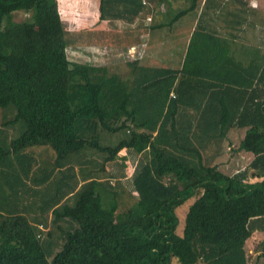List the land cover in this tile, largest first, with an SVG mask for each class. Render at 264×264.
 <instances>
[{"label":"trees","instance_id":"trees-1","mask_svg":"<svg viewBox=\"0 0 264 264\" xmlns=\"http://www.w3.org/2000/svg\"><path fill=\"white\" fill-rule=\"evenodd\" d=\"M175 1L98 0V19L161 15L149 29L170 30L202 0ZM233 3L215 11L243 13V37L237 21L223 38L200 19L179 68L135 59L127 77L95 53L69 61L56 0H0V264H264V18ZM228 150L248 164L224 172Z\"/></svg>","mask_w":264,"mask_h":264},{"label":"rangeland","instance_id":"rangeland-1","mask_svg":"<svg viewBox=\"0 0 264 264\" xmlns=\"http://www.w3.org/2000/svg\"><path fill=\"white\" fill-rule=\"evenodd\" d=\"M59 14L65 31L72 35L73 43L67 49V56L70 62L84 63L94 61L92 53L98 54L96 61L107 63L109 68L114 69L120 75L129 73L126 62L131 60H138L141 66L145 67H164L176 69L181 62L183 52L186 49L187 35L189 31V24L193 17L190 15L182 17L179 22V31L177 26H172L169 30H160L155 32L154 38H151L148 33L143 32L147 21L137 23L135 26H128L123 23H106L96 21L95 12L96 7L90 0L85 3V0H56ZM91 2V3H90ZM250 5L256 4V0L249 1ZM88 7V8H87ZM25 16L16 17V21L20 22ZM28 19V17H27ZM147 31V30H146ZM161 36L164 39L161 40ZM162 37V38H163ZM139 38V39H138ZM140 40L138 45L136 40ZM164 41V42H163ZM71 42V41H70ZM121 46L127 48L128 53L121 52ZM130 49V50H129ZM127 55H129L127 57ZM128 77V76H127ZM241 135H235L232 139V147L238 146ZM136 149L141 157L145 160L151 155L148 146L137 143ZM248 154H233L228 150L222 158L219 159L221 169L226 173L237 172L246 166L250 160ZM116 159L122 160L126 164L128 173L132 172V168L125 153H120ZM256 182L257 179H253ZM184 182V181H183ZM189 181L185 180V184ZM101 191V190H100ZM99 193V191L97 190ZM100 194V193H99ZM126 200L125 209H136L137 201L134 197H123ZM123 206V205H122ZM124 207V206H123ZM184 208L178 210L180 218V225L177 233L182 231V220L185 213ZM118 208L121 210L119 204ZM263 239L262 235L255 234L247 242L246 248L251 252L256 241ZM2 247L11 253H15L14 244L5 239L2 242ZM253 262L256 256L253 255ZM261 260L260 264H262Z\"/></svg>","mask_w":264,"mask_h":264},{"label":"crops","instance_id":"crops-1","mask_svg":"<svg viewBox=\"0 0 264 264\" xmlns=\"http://www.w3.org/2000/svg\"><path fill=\"white\" fill-rule=\"evenodd\" d=\"M90 1L93 4H95V7H96V12H95V17L97 19L96 21L101 22L98 19V0H90ZM249 1H252V0H249ZM87 2H89V0H85V3H87ZM204 4H205V0L200 1L198 3V5H197V10L194 13L190 14V16L193 17V20L189 24L190 28H189L188 35H187V39L186 40H188V38L192 35V33H193L194 29L197 27L200 19H201L200 20V27H201V29L204 28L205 31H207L209 33L216 34L219 37H223V38H225V37L227 38V36H230V33H232V28H227L226 21L227 22L233 21L234 20L233 18H236V16L235 17H231V15H228V10L227 11L223 10L224 12L222 14H221V12H218V11H215V10L218 9V8H229V10H235L236 11L237 7H238V10H239L241 8V6L239 7L238 4L233 3V0H211L210 3L208 4L210 10L209 11H206L205 14H204V16H201L202 17L201 18L200 17V14L203 11ZM186 7H188V2L186 0H176L173 3L172 9L175 10V12H176L177 9L178 10L179 9H185ZM250 7L260 12V14H259L260 15L259 16L260 19L264 18V0H256V4H254L253 6L250 5ZM164 11H166V10L163 9V8L160 10V12H164ZM236 14L238 16V19H235L234 21L239 22V25L237 26V29H238V32H239L240 36L243 37V13H241L239 11ZM187 16H189V15H186L184 17H187ZM218 16H219V18H217ZM161 18H162L161 15L160 16H156V17H155V15L153 17H152V15L141 16L131 26L133 27L137 23L139 24V23H141L143 21H147V23L145 24V28H147L146 29L147 31L144 30L143 32L148 33L149 36L151 38H153L152 37V34H154L156 31H154V33H153V31L150 30L149 28L150 27H153L154 24H158L160 22ZM181 19L173 25V27L174 26H177L178 27L177 28V31L180 30L178 24L181 21ZM106 23H109V24L116 23V24H118V23H122V22L115 21V22H106ZM256 23H257L256 24V27L253 29L254 33H256L258 30H260V26L258 25V22L257 21H256ZM125 25H127V24H125ZM128 26H130V25H128ZM161 30H168V29L167 28H164V29H161ZM161 30H160V32H161ZM162 37L163 36H161L160 38H162ZM242 44H243V41L240 42V46ZM179 67H180V65L177 68H179ZM234 133H235V135H241V136H243V130L242 131H239L238 133H236V132H234Z\"/></svg>","mask_w":264,"mask_h":264},{"label":"built area","instance_id":"built-area-1","mask_svg":"<svg viewBox=\"0 0 264 264\" xmlns=\"http://www.w3.org/2000/svg\"><path fill=\"white\" fill-rule=\"evenodd\" d=\"M171 96L173 97V94H171ZM251 264V263H250Z\"/></svg>","mask_w":264,"mask_h":264}]
</instances>
